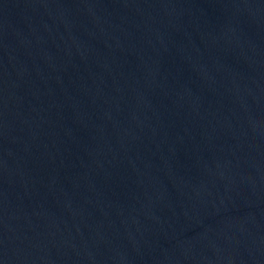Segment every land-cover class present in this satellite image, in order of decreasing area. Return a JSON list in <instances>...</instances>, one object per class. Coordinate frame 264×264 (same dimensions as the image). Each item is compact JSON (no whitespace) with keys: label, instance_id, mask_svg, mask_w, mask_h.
<instances>
[{"label":"water","instance_id":"obj_1","mask_svg":"<svg viewBox=\"0 0 264 264\" xmlns=\"http://www.w3.org/2000/svg\"><path fill=\"white\" fill-rule=\"evenodd\" d=\"M0 264H264V0H0Z\"/></svg>","mask_w":264,"mask_h":264}]
</instances>
